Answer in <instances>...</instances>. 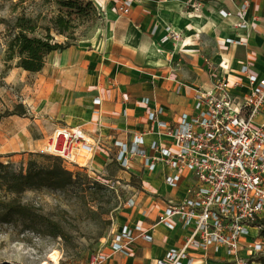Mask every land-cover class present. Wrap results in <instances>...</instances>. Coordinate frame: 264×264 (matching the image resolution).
Returning a JSON list of instances; mask_svg holds the SVG:
<instances>
[{
	"label": "crops",
	"instance_id": "1",
	"mask_svg": "<svg viewBox=\"0 0 264 264\" xmlns=\"http://www.w3.org/2000/svg\"><path fill=\"white\" fill-rule=\"evenodd\" d=\"M92 1L103 21L100 32L49 54L60 64L52 77L45 66L37 74L43 106L53 102L63 120L58 125L78 126L92 138L101 137L94 159L114 150L117 156L116 144L135 134L146 140L159 138L148 112L163 107L161 118L170 121L189 111L195 89L212 83L208 61L227 65L230 80L242 84L239 92L247 90L242 65L264 76V0H131L128 13L122 12L124 0ZM242 21L247 28L236 26ZM143 98L150 103L144 104ZM127 170L140 174L146 192L134 199L127 223L150 227L153 240L137 237L127 255L109 250L104 264H154L169 245L181 241L178 232L156 224V217L165 199L182 194L185 183L178 191L170 189L161 176L143 173L138 159ZM205 264L221 262L212 259Z\"/></svg>",
	"mask_w": 264,
	"mask_h": 264
},
{
	"label": "built area",
	"instance_id": "2",
	"mask_svg": "<svg viewBox=\"0 0 264 264\" xmlns=\"http://www.w3.org/2000/svg\"><path fill=\"white\" fill-rule=\"evenodd\" d=\"M131 4L124 0L122 12L128 13ZM246 6L243 3L241 10ZM236 26L248 27L245 21ZM206 65L212 83L195 89L192 108L170 121L161 118L163 107L151 109L148 120L157 126L159 138L146 140L143 134H135L130 141L117 143L116 160L127 170L138 159L143 173L161 176L172 190L185 183L182 194L165 199L156 217V224L178 232L181 241L169 245L154 264H205L212 259L221 264H259L256 259L264 257V234H260L264 228V76L242 65L247 90L239 92L242 84L230 80L227 65L217 67L212 61ZM142 102L149 104L150 99ZM101 143V137L92 138L78 126L57 125L43 151L63 163L86 166L78 160L89 155L88 163ZM127 205L133 208L136 202L129 199ZM148 228L122 224L112 233L111 251L127 255L137 237L152 241ZM108 257L97 253L89 264H103Z\"/></svg>",
	"mask_w": 264,
	"mask_h": 264
},
{
	"label": "rangeland",
	"instance_id": "3",
	"mask_svg": "<svg viewBox=\"0 0 264 264\" xmlns=\"http://www.w3.org/2000/svg\"><path fill=\"white\" fill-rule=\"evenodd\" d=\"M20 12L52 15L66 10L55 0H0V112L18 103L26 109L23 117L12 115L0 121V162L16 171L24 170L30 160L48 163L45 141L54 126L63 123L53 102L43 106L38 88L41 76L16 68V60L5 62L6 23ZM72 19L79 24L78 41L92 38L103 28L100 16L87 22L75 15ZM59 67V61L55 63L53 55H48L45 69H49V77ZM114 151L107 157H93L86 166L64 163L75 174L73 183L64 189L26 190L22 202L58 222L66 237L47 235L39 227L31 229L18 217L0 223V264H89L97 253L108 254L112 233L133 213L127 205L129 199L138 200L145 192L140 174L122 169ZM85 159L78 162L84 164ZM0 196L8 197L3 191Z\"/></svg>",
	"mask_w": 264,
	"mask_h": 264
},
{
	"label": "trees",
	"instance_id": "4",
	"mask_svg": "<svg viewBox=\"0 0 264 264\" xmlns=\"http://www.w3.org/2000/svg\"><path fill=\"white\" fill-rule=\"evenodd\" d=\"M55 3L66 12L52 15L20 12L6 23V63L16 60V68L30 73L40 72L49 54L64 51L77 43L79 24L74 22L73 15L82 22L93 21L100 16L92 0H55ZM25 114L24 105L18 103L12 109L0 112V121L12 115L23 117ZM46 159V165L30 160L26 168L19 171L9 163L0 162V191L8 196H0V223H8L18 217L31 229L39 227L47 235L65 238L66 234L58 222L23 203L21 198L28 189H64L73 183L75 174L65 167L61 158L47 155ZM260 234H264V228ZM256 261L264 264V257L259 256Z\"/></svg>",
	"mask_w": 264,
	"mask_h": 264
}]
</instances>
